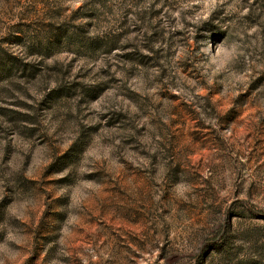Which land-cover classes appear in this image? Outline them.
<instances>
[{"label": "rangeland", "instance_id": "1", "mask_svg": "<svg viewBox=\"0 0 264 264\" xmlns=\"http://www.w3.org/2000/svg\"><path fill=\"white\" fill-rule=\"evenodd\" d=\"M0 264H264V0H0Z\"/></svg>", "mask_w": 264, "mask_h": 264}]
</instances>
